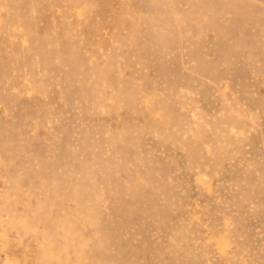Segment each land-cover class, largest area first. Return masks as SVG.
<instances>
[{"label": "rangeland", "instance_id": "1", "mask_svg": "<svg viewBox=\"0 0 264 264\" xmlns=\"http://www.w3.org/2000/svg\"><path fill=\"white\" fill-rule=\"evenodd\" d=\"M0 264H264V0H0Z\"/></svg>", "mask_w": 264, "mask_h": 264}]
</instances>
